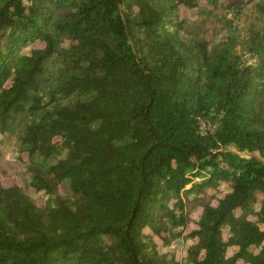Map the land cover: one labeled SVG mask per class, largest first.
<instances>
[{"label":"trees","instance_id":"trees-1","mask_svg":"<svg viewBox=\"0 0 264 264\" xmlns=\"http://www.w3.org/2000/svg\"><path fill=\"white\" fill-rule=\"evenodd\" d=\"M9 140L0 264H264V0H0Z\"/></svg>","mask_w":264,"mask_h":264},{"label":"rangeland","instance_id":"rangeland-1","mask_svg":"<svg viewBox=\"0 0 264 264\" xmlns=\"http://www.w3.org/2000/svg\"><path fill=\"white\" fill-rule=\"evenodd\" d=\"M184 14V13H183ZM185 14H188V13H185ZM217 28H218V25L217 23H213L210 25V29H209V37L213 39H218L221 37V33H217ZM38 45V42H35L33 43L32 45H29L27 46L26 48L22 49L21 52H25L26 50H28L29 48L33 47V46H36ZM243 59L245 60V62L247 63H252V62H255V59L253 58H250L248 56V54H246ZM206 128L203 126V129ZM230 149L232 150H235L234 147L230 146ZM0 152L2 153V159L0 160V165L5 168V169H8L10 170L11 169V166H10V163L8 162H11L13 159L16 158L18 152L16 150V147H15V144H14V140H9L5 143H3L1 146H0ZM255 154H257L255 152ZM4 183L5 184H8L9 183V180L8 179H5L4 180ZM220 188L222 189L221 191L224 192L226 190L229 189L228 185L226 183H221L220 185ZM221 192L220 195H223V193ZM190 244V241H186V242H182L181 240H177L175 241L171 246H168V247H162V251H165V252H168V253H172L174 252L175 249H177V252H181L182 250H184V248L186 246H188ZM239 264H242V263H239Z\"/></svg>","mask_w":264,"mask_h":264}]
</instances>
